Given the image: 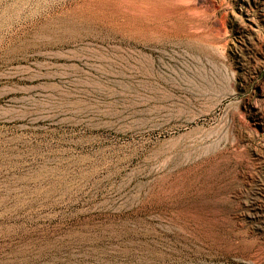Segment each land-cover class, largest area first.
Segmentation results:
<instances>
[{"label":"rangeland","instance_id":"obj_1","mask_svg":"<svg viewBox=\"0 0 264 264\" xmlns=\"http://www.w3.org/2000/svg\"><path fill=\"white\" fill-rule=\"evenodd\" d=\"M0 264H264V0H0Z\"/></svg>","mask_w":264,"mask_h":264},{"label":"bare ground","instance_id":"obj_2","mask_svg":"<svg viewBox=\"0 0 264 264\" xmlns=\"http://www.w3.org/2000/svg\"><path fill=\"white\" fill-rule=\"evenodd\" d=\"M250 27H251V26H250ZM258 214H259V213H258ZM258 216H259V215H258ZM258 216H257V217H258Z\"/></svg>","mask_w":264,"mask_h":264}]
</instances>
